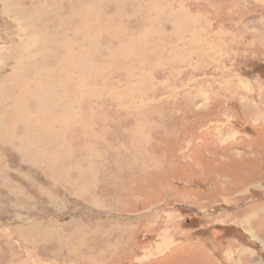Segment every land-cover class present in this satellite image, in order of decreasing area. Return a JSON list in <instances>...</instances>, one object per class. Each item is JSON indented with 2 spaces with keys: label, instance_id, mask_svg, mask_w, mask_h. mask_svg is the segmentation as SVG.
I'll return each instance as SVG.
<instances>
[{
  "label": "rangeland",
  "instance_id": "374dc122",
  "mask_svg": "<svg viewBox=\"0 0 264 264\" xmlns=\"http://www.w3.org/2000/svg\"><path fill=\"white\" fill-rule=\"evenodd\" d=\"M177 13L184 32L147 58ZM262 31L264 0H5L0 102L45 105L69 65L86 129L66 157L0 146V264H264Z\"/></svg>",
  "mask_w": 264,
  "mask_h": 264
},
{
  "label": "bare ground",
  "instance_id": "6f19581e",
  "mask_svg": "<svg viewBox=\"0 0 264 264\" xmlns=\"http://www.w3.org/2000/svg\"><path fill=\"white\" fill-rule=\"evenodd\" d=\"M41 1L44 4H47L50 0H41ZM4 3L5 0L3 1L0 0V12H1V7ZM38 3L36 7H38ZM67 6L68 9L71 10V5L69 2L67 3ZM147 9H148V14L146 20L152 17L160 20L164 15V13H161L160 11L156 10L157 8L153 9L147 7ZM35 10L36 11L34 13V16L36 17L38 16L40 9L36 8ZM183 14L186 17V13L183 12ZM174 15L178 18L177 22L174 19ZM174 15H171L166 18V20L171 21L170 23L171 24L170 29H172L171 32H166L163 29V26H161L160 29H156L154 31H146V35H147L146 40L142 41L141 43H142V47L145 46L147 52V58H151L150 49L152 50L159 49L156 52V54H159L161 49L167 48L166 43L169 42L167 41L163 42L162 45V41L160 40L162 39L163 36L168 39H172L174 37L178 38L179 36H181V33L184 32L182 29L183 26L181 27V23L179 21L180 13ZM30 29H33L36 34L40 35L41 40L45 37H49L50 35L56 34L57 32V29H54V31L53 29H47L48 32H46L44 30L32 26L31 24H30ZM201 32L202 30L200 31V33L196 31L194 32V35L201 34ZM164 33H168L169 35H164ZM153 35H157L155 36L156 38L151 37ZM62 36L65 37L66 32L63 33ZM190 41H191V45L196 44V46L200 45L202 47L207 43L205 37L201 39V38H197L196 36H193V38ZM40 45L42 47H45L42 41H40ZM170 46L173 45L171 44L168 47ZM197 55L198 56L205 55L206 57L209 56L208 53L204 54L200 50L198 51ZM148 61L146 62V64L150 63ZM133 62L134 59L131 60V63ZM56 68L57 67H54L52 69L51 76L49 77L48 80V89L50 92V96L47 97L48 102L45 105L25 103L18 109L9 110L2 101L0 102V146L8 147L10 150L17 153L18 155H21L24 158H32L35 162H37V158L35 154L38 152L40 153L41 150L47 152L51 150L46 155L51 159L54 158L55 153H62L65 156L68 148V142L70 141V138L68 140V132L71 131L70 129L74 128L80 131L86 129V122L83 119H81L76 115H71L68 95L65 96L67 93H69L71 81H73V71L70 69L71 66L69 65L60 66L59 71ZM58 77L60 79L56 81ZM14 88H15V83L9 84L8 86H2L0 87V95H3L4 92L9 93ZM57 94L60 96L57 97ZM79 94L86 95V93H84L82 90H79ZM86 103H88L87 99L83 97V101L81 102V104L84 105ZM85 106L86 105H84V107ZM99 111L100 110H92V111L88 110V114L96 115L97 112ZM42 156H40V158H42ZM33 245H36V242H34ZM32 252H33L32 255L36 253L35 250H32ZM18 256L19 254H16L15 259L18 258ZM19 260H20L19 262L20 264H42L40 261L37 260L35 261L34 259H32L30 257V254L29 255L24 254L21 259L19 258Z\"/></svg>",
  "mask_w": 264,
  "mask_h": 264
},
{
  "label": "crops",
  "instance_id": "0c3cea01",
  "mask_svg": "<svg viewBox=\"0 0 264 264\" xmlns=\"http://www.w3.org/2000/svg\"><path fill=\"white\" fill-rule=\"evenodd\" d=\"M240 256H241V255H240ZM240 256H239V255H236L235 258H240V259H241L242 257H240ZM244 257H245V256H244ZM249 258H250V257H249ZM244 259H245V258H244ZM234 260H235V259H234ZM232 263L234 264V261H233Z\"/></svg>",
  "mask_w": 264,
  "mask_h": 264
}]
</instances>
